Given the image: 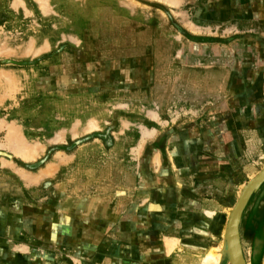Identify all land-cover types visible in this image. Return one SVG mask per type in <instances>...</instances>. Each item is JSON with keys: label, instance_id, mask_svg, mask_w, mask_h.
<instances>
[{"label": "rangeland", "instance_id": "obj_1", "mask_svg": "<svg viewBox=\"0 0 264 264\" xmlns=\"http://www.w3.org/2000/svg\"><path fill=\"white\" fill-rule=\"evenodd\" d=\"M206 1L0 0V264H201L218 249L217 264H231L229 214L264 168V140L245 161L251 175L238 160L243 118L216 113L209 99L208 111L193 103L157 119L150 97L141 96L152 83L138 65L153 67L170 46L182 58L208 51L216 66L232 57L228 50L219 62L213 58L229 43L247 53L255 35L224 31L231 22L193 29ZM219 116L235 135L228 160L202 144L204 133L217 132ZM132 182L145 185L138 196L146 199L154 186L156 199L175 208L160 202L141 210L139 227L157 236L142 240L150 248L127 244L123 258L121 236L110 229L120 227L116 201ZM207 200L216 202L211 213ZM138 206L130 203L123 217L133 219ZM238 234L245 264H264V182L250 196Z\"/></svg>", "mask_w": 264, "mask_h": 264}, {"label": "crops", "instance_id": "obj_2", "mask_svg": "<svg viewBox=\"0 0 264 264\" xmlns=\"http://www.w3.org/2000/svg\"><path fill=\"white\" fill-rule=\"evenodd\" d=\"M206 2L204 12L197 19L201 25L193 29L196 32H206L211 28V25L231 22L233 25H228L224 31L228 33L250 32L255 35V40L247 53L237 51L236 44L229 43V46L218 48V55H213V58L219 62L220 58L223 59L228 54V50L233 51L232 57L228 62L216 66L209 64L210 54L208 51L207 55L202 54L203 50L200 55L195 53L189 56L186 53L188 56L182 58V52L177 47L174 49L173 46H170L167 54L166 51H161L163 55L154 58L153 67H151L150 61H138L139 70L147 81L152 83L145 93H141V96L150 97L151 101L148 100V104L158 109L156 116L159 120H161L160 114L174 106L176 111L178 108L180 111H187V106L200 103L201 109L205 106L208 111L209 99H212L211 105L215 108L216 113L230 112L238 115L240 123L243 118L245 121L240 125L238 132L240 137L237 138L244 145L243 153L238 160L245 164V161L255 158L261 150L262 140H264V0H253L252 4H250V0H207ZM182 51L185 53L184 50ZM244 81H248L252 88L250 95H246L244 92L247 87ZM226 92L229 96H239L240 100L230 104L226 99ZM241 96H250L252 101L245 103L247 100H241ZM215 119H213V125L217 132L204 133L202 144L213 156L217 155L222 160H228L235 154L234 131L230 126L221 124L220 116ZM237 143L239 144V142ZM246 169L248 172L250 171L251 175L255 173L250 163L245 164ZM132 183L128 190L127 186L122 187L125 194L117 198L116 201L115 206L120 209V216H118L120 227L115 232L110 229L112 236H121V248L126 249L123 250V258L128 257L126 255L129 254L127 250L129 243L135 242L140 246L142 240H145V236H157L151 229L143 230L139 227L145 219L142 217L141 210H155L158 205L160 206V202H163L164 208H175L166 199L163 201L156 199L157 191L154 186L151 190L147 189L150 195L143 199L138 196V190H141L140 187L145 190V185ZM139 198L142 199L138 200ZM135 201H139L140 204L136 210L137 215L133 219L127 216L123 217L126 207ZM206 203L205 212L211 213L212 211L207 208H213L216 202L207 200ZM187 207L189 206L186 203L184 209ZM142 245L145 248H150V244L146 241L142 242ZM162 247L164 249V244ZM164 254L168 253L164 252Z\"/></svg>", "mask_w": 264, "mask_h": 264}, {"label": "water", "instance_id": "obj_3", "mask_svg": "<svg viewBox=\"0 0 264 264\" xmlns=\"http://www.w3.org/2000/svg\"><path fill=\"white\" fill-rule=\"evenodd\" d=\"M264 173V168L255 175L240 192V196L236 201L233 209L230 211L226 232H225V244L226 252H228L229 260L231 264H245L241 245L239 241V223L241 220V213L244 210L250 196L255 192L259 186L264 182V177L260 176Z\"/></svg>", "mask_w": 264, "mask_h": 264}, {"label": "bare ground", "instance_id": "obj_4", "mask_svg": "<svg viewBox=\"0 0 264 264\" xmlns=\"http://www.w3.org/2000/svg\"><path fill=\"white\" fill-rule=\"evenodd\" d=\"M263 177H264V173H262L260 178H263ZM241 216H242V213H241ZM168 245H169V242H168V244L166 243V246L171 248V246L170 245L168 246ZM216 249H218V248H216ZM216 249H213V251L216 250ZM220 250L218 249V251H220ZM218 251H217V255L214 254L215 252L213 253L212 251H207L206 254L202 258L201 264H217L218 261H217V257L216 256H218L219 253H221V251L219 253H218Z\"/></svg>", "mask_w": 264, "mask_h": 264}]
</instances>
